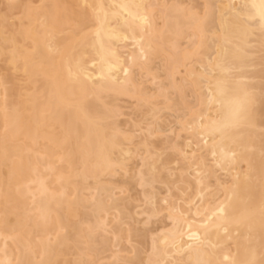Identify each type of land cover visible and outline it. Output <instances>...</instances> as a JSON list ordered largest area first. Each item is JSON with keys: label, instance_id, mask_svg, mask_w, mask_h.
Instances as JSON below:
<instances>
[{"label": "bare ground", "instance_id": "obj_1", "mask_svg": "<svg viewBox=\"0 0 264 264\" xmlns=\"http://www.w3.org/2000/svg\"><path fill=\"white\" fill-rule=\"evenodd\" d=\"M264 0H0V264H258Z\"/></svg>", "mask_w": 264, "mask_h": 264}, {"label": "snow or ice", "instance_id": "obj_2", "mask_svg": "<svg viewBox=\"0 0 264 264\" xmlns=\"http://www.w3.org/2000/svg\"><path fill=\"white\" fill-rule=\"evenodd\" d=\"M261 20L264 21V4H262ZM258 264H264V257L261 258Z\"/></svg>", "mask_w": 264, "mask_h": 264}]
</instances>
